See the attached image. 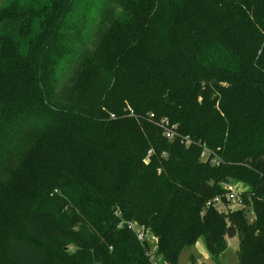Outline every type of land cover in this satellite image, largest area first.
Listing matches in <instances>:
<instances>
[{
    "label": "trees",
    "instance_id": "obj_1",
    "mask_svg": "<svg viewBox=\"0 0 264 264\" xmlns=\"http://www.w3.org/2000/svg\"><path fill=\"white\" fill-rule=\"evenodd\" d=\"M128 222L264 264V0H0V264H153Z\"/></svg>",
    "mask_w": 264,
    "mask_h": 264
},
{
    "label": "built area",
    "instance_id": "obj_2",
    "mask_svg": "<svg viewBox=\"0 0 264 264\" xmlns=\"http://www.w3.org/2000/svg\"><path fill=\"white\" fill-rule=\"evenodd\" d=\"M111 116L113 117V115ZM149 117H153V114H150ZM157 124L161 128L162 135L166 139H168L169 141L175 139L177 135V133L175 132V127H176L175 125H170L165 118L161 119ZM184 140H185V144L190 143V141L187 138H184ZM150 153L151 151H149V154ZM200 159L203 161L209 160L210 162H214V159L210 158V153L204 146L202 147V151L200 153ZM225 190L226 191L222 196L216 195L208 199L205 203V207L214 208L220 213L223 212L219 210L220 207H222V210H226V211H233L237 209L246 210L245 203L239 191L231 190L229 188ZM127 227L135 232V235L140 242L146 240L149 243L153 244V247L147 252V254L151 257V259H153V264H168L166 261H162L160 257H156L153 255L155 244L157 242L155 236L151 235L143 226L136 225V223L134 222H128Z\"/></svg>",
    "mask_w": 264,
    "mask_h": 264
},
{
    "label": "rangeland",
    "instance_id": "obj_3",
    "mask_svg": "<svg viewBox=\"0 0 264 264\" xmlns=\"http://www.w3.org/2000/svg\"><path fill=\"white\" fill-rule=\"evenodd\" d=\"M225 189H231L235 191H242L245 187L240 182H228L222 184ZM221 213H227L226 210H222ZM238 248V240L236 237L227 240V248L218 256L217 259L210 256L208 253L203 238H198L196 242L190 246H185L181 249L177 256L176 264H235L237 262L236 249Z\"/></svg>",
    "mask_w": 264,
    "mask_h": 264
},
{
    "label": "crops",
    "instance_id": "obj_4",
    "mask_svg": "<svg viewBox=\"0 0 264 264\" xmlns=\"http://www.w3.org/2000/svg\"><path fill=\"white\" fill-rule=\"evenodd\" d=\"M228 239H230V238H227L226 241H227Z\"/></svg>",
    "mask_w": 264,
    "mask_h": 264
}]
</instances>
